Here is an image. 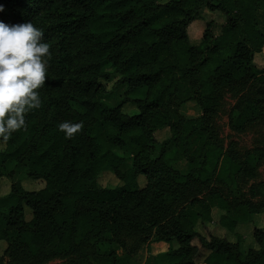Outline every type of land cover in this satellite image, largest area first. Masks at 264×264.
<instances>
[{
	"label": "trees",
	"instance_id": "obj_1",
	"mask_svg": "<svg viewBox=\"0 0 264 264\" xmlns=\"http://www.w3.org/2000/svg\"><path fill=\"white\" fill-rule=\"evenodd\" d=\"M6 23L31 21L37 27L51 19L49 34L42 30L54 53L53 65L66 93L43 95L39 109L25 115L26 127L12 134L0 151V177L11 176L19 167L28 168L33 181L43 182L39 191H26L21 184L0 198V240L7 243L6 255H22L27 264L53 258H75L91 264H131L120 255L113 238L121 231L123 207H140L154 188V175L163 167L168 178L185 190L192 182L212 178L231 185L238 176L253 178L257 156L243 159L234 145L226 152L205 119H181L161 113L166 100L176 94L194 100L208 117L216 111L217 88L227 84L245 88L257 81L264 85V68L255 62L264 54V0H0ZM220 10L226 26L215 34L207 23L199 45L190 42L189 28L201 19L200 9ZM111 66L112 71L105 70ZM181 73V76H178ZM119 76L115 86L131 90L147 88L144 99H122L106 84ZM39 91V90H38ZM115 101L116 104H112ZM133 104L136 113L125 111ZM77 105L83 112L73 107ZM262 107L249 99L241 101L232 122L243 130ZM83 121L82 129L65 138L57 124ZM168 128L169 140L157 142L156 133ZM132 167H122L126 158ZM186 157L189 174L179 175L170 167ZM113 173L122 182L114 189L102 187L101 174ZM146 186L140 187L139 178ZM184 190V191H185ZM180 195L161 194L158 204L166 212ZM199 205V206H197ZM26 207L33 215L26 221ZM218 208L225 214L221 226L236 235L237 242L212 237L196 230L199 219L211 221ZM198 208H200L199 211ZM260 210L251 203L234 212L220 192L208 200H194L178 219L162 228L161 240L175 243L159 258L167 264H264V231L255 229L260 249L244 252L241 224ZM207 252L198 261L199 247ZM113 243V244H112Z\"/></svg>",
	"mask_w": 264,
	"mask_h": 264
},
{
	"label": "rangeland",
	"instance_id": "obj_2",
	"mask_svg": "<svg viewBox=\"0 0 264 264\" xmlns=\"http://www.w3.org/2000/svg\"><path fill=\"white\" fill-rule=\"evenodd\" d=\"M167 1L160 0L161 3H166ZM199 13L201 19L195 21L189 28L190 42L193 46L200 44L207 23L213 22L215 34H220L222 28L226 26V16L220 10H210L208 7L203 6ZM42 21L39 28L41 30L46 29L50 34L52 31L50 30L51 19L45 16ZM259 24L264 30V20L262 17H259ZM43 40H47L44 35ZM49 51L51 56L46 73V80L45 84L39 89V92L43 95H61L66 93L67 90L59 84L53 65L54 53L50 44ZM255 62L259 67L264 68V54H257L255 56ZM105 70L112 71L113 69L111 66H106ZM178 76H181V73H178ZM119 78V76H115L110 83L102 82L106 84L108 91L116 90L120 94V100H136L147 97V88L131 90L116 87L115 83ZM217 95L218 103L215 106L216 111L208 117L204 116L203 110L196 101L180 99L176 94L166 100L161 113L175 114L181 119H205V123L214 135H216L220 145L226 152L234 145L243 159H246L249 153L257 156L256 161L252 164L256 176L253 178L242 175L238 176L237 181L231 185H224L217 181L216 178H212L205 183L195 181L185 190L181 185L174 184V177L168 178L165 172L166 169L160 167L154 175V188L151 194L145 199L144 204L140 207L131 204L123 207L121 214L124 218L123 227L117 236L112 239L114 243L112 244L115 246L117 252L122 256L129 257L132 264H139L140 261L138 259H140L142 254L149 253L156 246L164 245L165 242L161 240V232L168 221L178 219L181 211L189 207L192 201L208 200L210 194L215 191L220 192L228 200L234 212H238L245 203H251L260 210L259 213L252 216L249 223L241 224L237 229L238 234H241L244 238L241 246L244 252L250 249H260L254 239V231L257 228L264 231V85L257 81L251 82L245 88H236L222 84L217 88ZM245 99L258 103L262 107L263 116L252 119L243 130L236 131L232 127V122L236 115L238 104ZM112 104H116V102L113 101ZM132 105L130 103L125 108L127 113L133 114L137 112L135 106ZM73 107L83 112V109L77 105L73 104ZM170 137V130L164 128L156 133L155 140L162 143L165 140H169ZM4 148V144L0 143V151ZM115 151L126 158L122 170L126 171L130 169L132 167V160L129 154L124 149H116ZM170 167L176 174H189L186 157L172 162ZM99 182L102 187L108 189H114L122 185V182L113 173L101 174ZM17 184H21L28 192L39 191L45 186L43 182L30 179L28 176V168L21 166L11 176L0 177V198L9 195ZM139 184L141 188L146 186L145 177L139 178ZM169 191L177 193L180 197L169 205L170 209L164 212L160 208L158 201L161 194H167ZM199 210L200 208L197 211ZM224 214L223 211L215 207L211 213L212 220H197L195 230L208 240L212 237H218L227 239L233 243L237 242L236 235L221 226V220ZM32 219V212L26 207V221H31ZM169 245L177 247L175 243ZM195 245L199 247L198 261L202 262L207 252L200 247L198 240L195 241ZM7 249V243L0 240V264H27L23 261L22 255H16V257L6 255L8 253ZM88 259L91 264H100L93 256H90ZM41 264L80 263L75 258H53Z\"/></svg>",
	"mask_w": 264,
	"mask_h": 264
},
{
	"label": "clouds",
	"instance_id": "obj_3",
	"mask_svg": "<svg viewBox=\"0 0 264 264\" xmlns=\"http://www.w3.org/2000/svg\"><path fill=\"white\" fill-rule=\"evenodd\" d=\"M50 56L42 30L31 21L9 24L0 20V143L23 130L25 115L41 106L38 90L45 84ZM82 127L83 121L57 124L69 139Z\"/></svg>",
	"mask_w": 264,
	"mask_h": 264
},
{
	"label": "crops",
	"instance_id": "obj_4",
	"mask_svg": "<svg viewBox=\"0 0 264 264\" xmlns=\"http://www.w3.org/2000/svg\"><path fill=\"white\" fill-rule=\"evenodd\" d=\"M172 248L168 243H164L163 246H156L152 251L146 254H142L139 264H167V260L163 258H158L159 255L168 252ZM132 264V263H131Z\"/></svg>",
	"mask_w": 264,
	"mask_h": 264
}]
</instances>
